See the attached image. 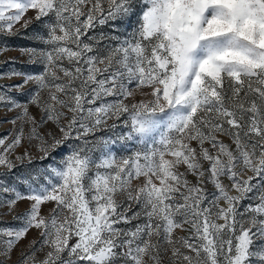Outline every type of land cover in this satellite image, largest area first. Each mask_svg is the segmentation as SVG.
Wrapping results in <instances>:
<instances>
[{"label":"snow or ice","instance_id":"snow-or-ice-1","mask_svg":"<svg viewBox=\"0 0 264 264\" xmlns=\"http://www.w3.org/2000/svg\"><path fill=\"white\" fill-rule=\"evenodd\" d=\"M29 10L36 70L0 85V264H264V0H0V34ZM31 147L49 162L14 173Z\"/></svg>","mask_w":264,"mask_h":264},{"label":"rangeland","instance_id":"rangeland-1","mask_svg":"<svg viewBox=\"0 0 264 264\" xmlns=\"http://www.w3.org/2000/svg\"><path fill=\"white\" fill-rule=\"evenodd\" d=\"M32 20V23L29 24L27 28L22 27L24 24L25 20ZM137 22V18L133 17L131 21H123V22H116L115 24L109 23L103 26H98L95 31L92 33L94 35H98L99 33L103 32L105 35L110 36V37H120V39H123L125 36L128 35L132 31V28L135 27V24ZM19 30V31H17ZM13 31L16 33L15 35L11 37H5L3 34H0V46H3L4 44H7L9 47V51L3 52L0 54V85L3 86H10V85H15L21 82L22 77H13L9 79L6 75H3L7 72H9L10 69L15 68L16 70L19 71H24V72H32L35 71L30 63L28 62V57L21 55L19 49L23 47H40L36 41L32 39V36L37 33V32H42L43 31V25L35 20V11L34 10H29L25 15L22 17L21 21L15 24ZM107 43V41H105ZM115 43V41H113ZM12 61H15V63H12ZM134 87V86H133ZM11 95L17 96L18 99L21 101H24L26 99V96L20 95L18 92L15 90H12ZM142 98L138 96V99ZM30 111L33 114H37L38 110L34 106H30ZM16 115V111L8 112L3 106H0V135L5 134L6 132L13 130V125L8 123L7 121L14 118ZM6 117V119H5ZM123 119V118H122ZM113 121H109L111 124ZM118 127L114 130L111 131H105L102 133H99L98 135H106L110 136L112 139H116L119 134L122 132H126L127 129L123 128V125L120 121H116ZM114 151L117 155V157L120 156H129L133 152L137 151L139 149V145L135 144L134 142H129L127 148H122L121 143H117L116 145L113 146ZM23 151V148L17 149V154L21 153ZM31 152L33 157L35 159L33 160L32 164L29 166L27 162H25L24 165H20L19 163L17 164V168L14 169V173H19V172H25L27 173L30 168L34 169H40L46 166V164L49 161L41 162L38 157L40 156V153L35 149V147H31ZM5 169L0 168V172H4ZM251 175V173H249ZM13 176L12 174L9 175V179H12ZM226 184L228 181L225 179L224 181ZM134 185L136 183H139V181H134ZM255 183V181H253ZM209 188H211V185H209ZM245 204L249 203V201H245ZM28 207L27 202H20L16 206V211L17 212H22ZM49 206H45L44 211H47V208ZM3 209H0V212H3ZM0 222H6V223H15L12 219L11 215H2L0 216ZM38 232L36 230H31L27 238L23 241L20 242V248H24L29 241L35 240L38 238ZM19 251V249H18ZM15 253L13 254V259H15ZM40 256L43 255V253L39 254Z\"/></svg>","mask_w":264,"mask_h":264}]
</instances>
